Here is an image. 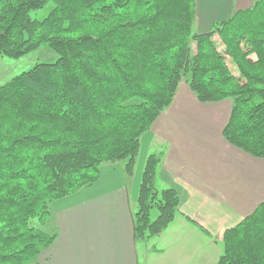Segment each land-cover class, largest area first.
Here are the masks:
<instances>
[{
    "label": "trees",
    "instance_id": "1",
    "mask_svg": "<svg viewBox=\"0 0 264 264\" xmlns=\"http://www.w3.org/2000/svg\"><path fill=\"white\" fill-rule=\"evenodd\" d=\"M49 2L44 18L31 15ZM194 22L195 0H0V57L41 45L58 55L0 85V264H29L51 245L50 203L94 183L101 163L125 160L132 172L141 135L181 81L201 102L232 99L224 138L264 157V0L206 32ZM162 155L143 165L137 242L179 210L177 191L156 186ZM221 245L216 264H264V201L224 230Z\"/></svg>",
    "mask_w": 264,
    "mask_h": 264
},
{
    "label": "crops",
    "instance_id": "2",
    "mask_svg": "<svg viewBox=\"0 0 264 264\" xmlns=\"http://www.w3.org/2000/svg\"><path fill=\"white\" fill-rule=\"evenodd\" d=\"M252 4L195 0L193 30L206 32ZM231 106L230 98L201 102L181 81L169 106L141 135L130 174L125 160L103 162L94 183L50 203L46 231L55 239L29 264H216L224 230L264 201V157L237 148L222 134ZM155 151L163 152L156 186L177 191L179 210L143 243L135 241L133 215L145 159Z\"/></svg>",
    "mask_w": 264,
    "mask_h": 264
},
{
    "label": "rangeland",
    "instance_id": "3",
    "mask_svg": "<svg viewBox=\"0 0 264 264\" xmlns=\"http://www.w3.org/2000/svg\"><path fill=\"white\" fill-rule=\"evenodd\" d=\"M52 7V3H47L44 7L37 9L35 11L31 12V15L35 18L42 19L44 18L49 10ZM214 42L219 45V47L223 48V45H221V41L217 36H214ZM221 53L226 57V60L228 59V55L226 54L225 50H221ZM58 55L55 51H53L51 48H49L47 45H41L39 48L27 53L24 56H21L19 58H10L7 56L0 57V74L2 77H0V85H2L4 82L9 80L11 77L21 73L22 71L30 69L34 64L39 62H54L57 59ZM230 69L233 72H237L235 66L229 62ZM106 165V164H104ZM159 189V187H157ZM50 211L52 212V206L50 204ZM157 215V210L153 209L151 211V219H154ZM35 223L36 221L33 220ZM47 224L49 226L51 225V215L46 218L43 228L45 230L47 229ZM140 260L142 261V246H140Z\"/></svg>",
    "mask_w": 264,
    "mask_h": 264
}]
</instances>
